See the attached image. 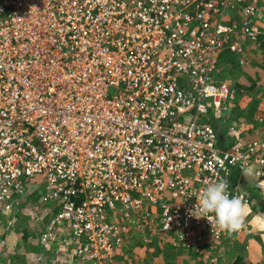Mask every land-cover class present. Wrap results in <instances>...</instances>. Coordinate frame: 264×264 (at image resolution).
<instances>
[{"label":"built area","instance_id":"2783aa9c","mask_svg":"<svg viewBox=\"0 0 264 264\" xmlns=\"http://www.w3.org/2000/svg\"><path fill=\"white\" fill-rule=\"evenodd\" d=\"M263 33L264 0H0V216L38 177L36 262L131 264L160 241L252 233L189 212L218 178L247 209L264 193V131L226 144L203 120L235 93L219 55L242 62Z\"/></svg>","mask_w":264,"mask_h":264},{"label":"rangeland","instance_id":"374dc122","mask_svg":"<svg viewBox=\"0 0 264 264\" xmlns=\"http://www.w3.org/2000/svg\"><path fill=\"white\" fill-rule=\"evenodd\" d=\"M262 43H264V33L258 47H256L257 44L256 46L248 45L246 40L244 62H240L238 55L227 50L219 55L214 76L223 78L232 84L235 93L225 108L208 114V118L212 122L218 123L216 126L213 125L218 135V142L232 144L235 141L250 139L264 131L263 74L260 70L254 69L257 62L264 60ZM252 81H254V87H251ZM254 98L257 99V106L252 117H244L242 112ZM235 104L238 107L236 111L232 108ZM233 111L238 113V123L228 119ZM244 174V185H251L253 170L251 173L246 170ZM37 179L38 177L29 178L27 181L29 195L21 205L20 211L0 216V222H5L6 218H10L15 224L9 231L4 230L0 225V232L6 231L4 245L1 244L3 246L0 248V264H60L55 259L48 257L39 263L34 257L38 251L36 232L39 231L43 221L50 214L47 212L49 205L46 204L48 202H42L40 197L41 187L36 181ZM248 217L252 233L247 237L227 239L216 244L206 237L201 244L195 246L182 244L174 247L168 241H160L159 245L146 246L145 251L140 252L138 260L131 264H229L239 252H245L248 259L255 264H264V193L258 191L252 193ZM246 244H248L247 247ZM156 248H160L158 254L155 253ZM166 249H170V251H166ZM68 261L72 262L73 259L70 257Z\"/></svg>","mask_w":264,"mask_h":264},{"label":"clouds","instance_id":"9594fccd","mask_svg":"<svg viewBox=\"0 0 264 264\" xmlns=\"http://www.w3.org/2000/svg\"><path fill=\"white\" fill-rule=\"evenodd\" d=\"M197 202L189 215L196 219L207 218L213 232L232 235L246 226L248 209L238 195H230L229 181L224 178L210 181L198 190Z\"/></svg>","mask_w":264,"mask_h":264},{"label":"trees","instance_id":"16d2710c","mask_svg":"<svg viewBox=\"0 0 264 264\" xmlns=\"http://www.w3.org/2000/svg\"><path fill=\"white\" fill-rule=\"evenodd\" d=\"M262 46H264V43H262ZM261 49V48H260ZM260 49H258L259 51H261ZM254 69H256V71L260 70L263 74L262 76V82L264 83V60L262 62H257ZM240 85V84H238ZM254 81L251 82V87H254ZM256 101L257 99L254 98L250 101V104L247 106V108L244 110V112H242V115L244 117H252V114L254 113V110L256 108ZM233 110L236 111V109L238 108L237 105L235 104L233 107ZM241 113V112H240ZM230 117L228 119L232 120V122L234 123H238V113H235L234 111L230 113ZM221 117V116H220ZM220 117H218V119H220ZM204 121H208L210 122L212 125L216 126L218 125V123L216 122H212V120L210 118L206 119L203 118ZM6 231H1L0 232V237H6ZM4 245V244H3ZM0 244V248L1 246H3ZM158 247V246H157ZM160 248H156L155 253L158 254ZM172 250V249H171ZM166 251H170V249H166ZM229 264H255L253 262H251L248 259V256L246 255L245 252H239L236 257L229 263Z\"/></svg>","mask_w":264,"mask_h":264}]
</instances>
